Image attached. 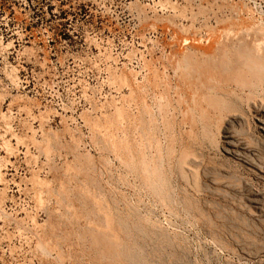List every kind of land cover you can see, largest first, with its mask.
Instances as JSON below:
<instances>
[{
	"label": "rangeland",
	"instance_id": "374dc122",
	"mask_svg": "<svg viewBox=\"0 0 264 264\" xmlns=\"http://www.w3.org/2000/svg\"><path fill=\"white\" fill-rule=\"evenodd\" d=\"M0 264H264V0H0Z\"/></svg>",
	"mask_w": 264,
	"mask_h": 264
}]
</instances>
